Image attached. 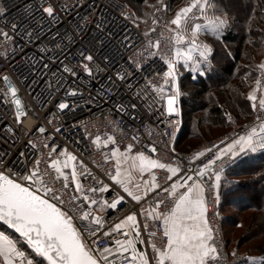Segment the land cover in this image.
Returning <instances> with one entry per match:
<instances>
[{
	"label": "built area",
	"instance_id": "2783aa9c",
	"mask_svg": "<svg viewBox=\"0 0 264 264\" xmlns=\"http://www.w3.org/2000/svg\"><path fill=\"white\" fill-rule=\"evenodd\" d=\"M171 4L156 0L146 19L125 0H0V175L49 200L101 264H161L167 221L200 184L210 232L204 264H250L249 254L228 245L218 181L248 137L264 150V64L250 119L232 116L226 133L178 149V47L189 50L190 70L211 66L203 34L223 17L212 0H186L180 10L196 22L188 38ZM9 83L24 103L19 122ZM118 154L160 164L142 174L141 197L118 182Z\"/></svg>",
	"mask_w": 264,
	"mask_h": 264
},
{
	"label": "trees",
	"instance_id": "16d2710c",
	"mask_svg": "<svg viewBox=\"0 0 264 264\" xmlns=\"http://www.w3.org/2000/svg\"><path fill=\"white\" fill-rule=\"evenodd\" d=\"M125 1L146 19H150L156 4V0ZM185 1L172 0V9L180 8ZM212 3L217 14L227 15L228 26L223 19L221 31L209 34L213 64L181 77L183 124L176 140L180 150H191L222 133L232 116L246 121L253 115V97L263 66L257 60L264 56V0H212ZM245 151L225 168L218 181L225 231L229 246L252 239L258 241L254 250L264 258V151ZM243 214H247L246 228ZM235 230L245 231L236 235ZM12 234L33 264H49L24 239Z\"/></svg>",
	"mask_w": 264,
	"mask_h": 264
},
{
	"label": "water",
	"instance_id": "95a60500",
	"mask_svg": "<svg viewBox=\"0 0 264 264\" xmlns=\"http://www.w3.org/2000/svg\"><path fill=\"white\" fill-rule=\"evenodd\" d=\"M18 122L26 111L9 83ZM0 226L24 239L49 264H101L84 246L73 225L52 203L0 175Z\"/></svg>",
	"mask_w": 264,
	"mask_h": 264
},
{
	"label": "crops",
	"instance_id": "0c3cea01",
	"mask_svg": "<svg viewBox=\"0 0 264 264\" xmlns=\"http://www.w3.org/2000/svg\"><path fill=\"white\" fill-rule=\"evenodd\" d=\"M187 11L185 8L177 12L175 24L188 34V38H191L195 34L196 24L192 32H188L186 26L191 23V20L186 17ZM188 51L185 52L184 56L187 55ZM260 63L263 64L264 60ZM246 144L248 153L264 151L257 149L253 135L248 137ZM136 157L137 155L127 156L118 154L119 169L120 163L127 158H132L131 165L138 166L140 169L141 185L139 195L135 196L124 187L126 184H122L119 172L117 180L130 195L134 198H139L145 190V185L141 179L142 174L160 164L147 155L139 156L138 159ZM167 227L170 235V244L161 264H204L206 257L210 253V232L206 223L203 190L200 184L191 186L182 194L176 203L173 214L167 221ZM137 243L141 248L140 242L137 241ZM118 247L120 252L124 251V246L121 242L118 244ZM25 256L24 252L20 249V243L17 238L0 226V264H23L22 258ZM250 264H264V258L254 259L252 257Z\"/></svg>",
	"mask_w": 264,
	"mask_h": 264
},
{
	"label": "rangeland",
	"instance_id": "374dc122",
	"mask_svg": "<svg viewBox=\"0 0 264 264\" xmlns=\"http://www.w3.org/2000/svg\"><path fill=\"white\" fill-rule=\"evenodd\" d=\"M145 7H149V5L145 4ZM212 7H213V3H212ZM134 8V7H133ZM176 11H179L180 8L178 9H175ZM213 10H214V7H213ZM153 12V11H152ZM152 12L150 14H152ZM222 14V13H221ZM224 21H225V26H228V18H227V15L224 14V16H222ZM196 24L195 21H192L191 20V23L187 24V29H188V32H192L193 30V27L194 25ZM223 28V27H222ZM219 29V28H218ZM209 29L207 30L204 34H203V37L208 41L209 40V34H212V33H218L221 31V29ZM185 33V32H184ZM186 34V33H185ZM188 36V34H186ZM209 43V42H208ZM209 45L211 46V44L209 43ZM212 47V46H211ZM213 48V47H212ZM182 49L180 48V51ZM180 60V65H179V69H180V72L183 76V74H185L186 72L188 71H192V72H199L201 71V67L200 66L199 68L197 69H192L190 70L188 67H187V63H186V57L184 56V53L182 52H179V47H178V54L176 55V59ZM262 60H264V56H262L259 60H257V62H261ZM263 64H261L262 66ZM261 68V67H260ZM252 117V116H251ZM232 127V124L228 123V127L222 132V133H218L216 134L215 136H213L212 138H216L224 133H226L227 131H229ZM211 139V138H209ZM246 150L245 152L248 153V147H247V144H244V146L242 147V151ZM139 156H144L142 154L140 155H137V159ZM131 159L132 158H127V159H124V161H122L120 163V171H119V176H120V180L122 181V184H126L124 187L131 191L132 194H134L135 196H138L139 193H140V169L138 168V166H135V165H131ZM69 161H71V159L68 157L66 158L65 160V167L66 169L69 171L71 170V163H69ZM72 179V177H71ZM76 177L75 175H73V180L75 181ZM119 182V181H118ZM121 185V184H120ZM122 186V185H121ZM128 186V187H127ZM125 189V190H126ZM126 190V191H127ZM224 212V211H223ZM225 214V213H224ZM248 214V213H247ZM247 214H243V227L246 225L247 226ZM245 226V228H246ZM246 230V229H245ZM240 231V230H235V234L236 235H239V234H243V232L245 231ZM225 236H226V239L229 237L228 233L226 234V231H225ZM258 245V241L256 240H250L248 241L247 243H244V244H241V245H236L235 244H230V247L231 248H238L240 251L244 252V253H247L251 256V258L253 257L254 259L255 258H263L257 251H255L254 249L257 247ZM29 263L28 264H33L34 262L32 261V259H28Z\"/></svg>",
	"mask_w": 264,
	"mask_h": 264
}]
</instances>
